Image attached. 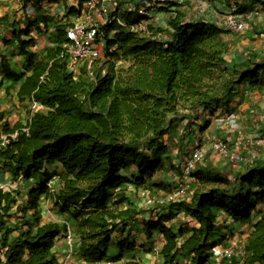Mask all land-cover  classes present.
I'll use <instances>...</instances> for the list:
<instances>
[{
	"label": "trees",
	"instance_id": "1",
	"mask_svg": "<svg viewBox=\"0 0 264 264\" xmlns=\"http://www.w3.org/2000/svg\"><path fill=\"white\" fill-rule=\"evenodd\" d=\"M113 1L111 16L123 23L148 20L138 14L147 0ZM225 1L240 15L254 7L264 10V0ZM82 2L70 13L80 14ZM128 3L134 10H123ZM157 5L151 9L166 15V27L148 25L136 34L111 25L103 31L105 60L84 62L76 73L69 70L66 57H59L68 24L55 27L54 48L38 62L29 50L33 46L29 30L37 22L15 34L25 73L16 74L7 63L1 64L2 73L9 81L23 80L19 102L34 101L42 110L32 115L27 111L23 125L0 128V136L19 132L17 140L0 151V170L15 180L42 178L27 191L24 219L12 226L10 210L20 193L0 190V264H61L53 250L66 224L42 223L44 201L73 220V258L85 264L103 262L115 234L124 233L143 213L133 207L128 188L133 193L165 190V185L151 180L170 159L164 138L184 123V113L194 119L201 111L227 108L239 86L264 100V62L257 55L229 60L228 47L220 40L226 32L214 22H186L189 7L166 1ZM118 60L127 63L119 71ZM209 123L206 120L200 131ZM55 165L62 168L60 175L46 170ZM193 177L198 184L189 200L170 203L159 216L143 222L147 240L154 234L163 238L162 264H175L179 256H189V264H211V249L226 239L217 223L219 213L238 223H250L253 214L257 216L242 244L239 264H264V157L246 163L233 179L203 168ZM50 181L53 192L47 187ZM148 212L155 214L154 209ZM179 213L193 226L177 230L168 226ZM123 244L124 240L118 242ZM126 245L132 248L127 241ZM122 252L119 249L111 261H120Z\"/></svg>",
	"mask_w": 264,
	"mask_h": 264
},
{
	"label": "crops",
	"instance_id": "2",
	"mask_svg": "<svg viewBox=\"0 0 264 264\" xmlns=\"http://www.w3.org/2000/svg\"><path fill=\"white\" fill-rule=\"evenodd\" d=\"M202 1L203 3L199 4L198 7L196 4H191L189 6V10L187 14L190 15V13L195 11L196 8H199L203 10L202 20L212 21L214 19L212 17V14H210L212 7L214 9L215 7L216 9L218 7L222 9V12L220 13L223 14L228 13V9L225 6L226 4L225 0H215L217 3L214 1V6H212L210 0H202ZM79 3L80 0H0V128L5 124H8L10 128L17 123H20L22 125L25 124L28 118V115L26 114L27 111H29V106H30L28 102H19L17 98V93L19 91L20 85L23 82V80H21L20 82L9 81L4 78V75L1 70V64L7 63L10 65V67L13 69V71L16 74L21 75L25 73V60L22 56L18 55L17 41L15 34L31 26L30 23L32 21L37 22V25L30 27L29 30V38L33 40V46L29 47V50L35 54V60L38 62L45 56V54L49 50L54 48L53 41L56 37L55 27L64 24L71 25L80 22L82 20L83 6L80 11V14L70 13L71 9H79ZM257 16L258 15H256V17ZM261 19L264 21V18ZM248 23L250 24V22ZM244 50L245 48H243L242 50L243 53ZM249 50L247 55L246 53L241 54L238 57V59L235 60H240V59L245 60L247 58H250L253 55V52L257 53L255 52V49L249 48ZM239 92L240 91L238 90L235 93L237 94ZM244 92L247 93L248 91L244 89ZM218 110L214 115H224L223 112L226 111H227L226 113L232 112L230 110L229 111L222 110L220 113V111ZM212 141L222 142L220 137L214 138ZM223 143L225 142L223 141ZM209 148L211 149V143ZM243 150L245 151V149ZM244 151H242L241 153H244ZM182 155L183 157L175 158L176 162L175 161H174L175 163L173 162L174 165L179 164L178 161L183 162V160L188 156V154H186V152L184 151L182 152ZM245 155H249V152L248 151L247 153L245 152ZM244 161L239 165H229L226 163L225 164L226 168H224L222 172L223 173H225L224 171L228 172L231 167L235 169L236 166H238L236 172H239L244 168L245 165ZM200 167L198 169H200ZM46 170H48L49 172L56 171L57 174L59 175L62 173V168L58 165H55L53 167L47 166ZM178 175H179V171L177 170L176 175H173L172 178L165 177V179L168 181L167 191L170 190L171 185L173 184L172 182L175 178L174 176H178ZM227 177L231 179V177L229 176ZM192 178L193 179L191 180L190 183L191 184L190 195L186 198V200L190 199L192 192L194 191V189L198 184L196 178L195 177ZM0 184L9 186L10 189H7V191H18L19 193H21L19 195L21 199H18V201H25L26 204L25 198H27V191L23 190L22 187L23 180L21 178L15 180L11 177L9 173L0 170ZM157 191H159L160 193L166 192L163 190H157ZM131 195H133V197H131ZM127 196L129 197L131 203L133 204V207L136 210H141L143 213L137 216L132 222L129 223L124 233L121 232L116 233L113 239L115 241V244H118L119 241L124 240L123 246L126 245V241H127V243L132 244V248L127 250L126 253L122 252V258L120 261L112 262L111 258L119 255V249H121L122 247L119 246L118 250H111L113 253L114 252L117 253H115L113 256L110 257L106 256V259L102 263L103 264L105 263L106 264H162L163 263L162 258L159 255L161 247L164 244L162 236L160 234H154L151 240H147L143 234V222L148 220L150 217L152 219L154 217H152L149 214L146 207L141 205V203L143 202L139 197V192L133 193L132 188L129 187ZM135 198L137 199L136 201ZM18 201L16 205L12 207L10 210V218L8 219V226H12L20 222L19 216L20 214H23V212L21 208H18V204H19ZM44 202L40 208L41 219L46 218L43 214ZM263 212H264V208H263ZM53 215H54L53 222L66 223L72 229L73 222H71V220L67 216H63L57 213L55 208H53ZM256 218L257 216L250 223L230 222L227 218H225L224 214L219 213L217 218V223L222 228V233L226 234V239L216 247H220V248L226 246L234 247L235 243L236 245L243 244L244 239L251 231V225ZM46 219L51 220L48 218ZM223 225L226 227H224ZM168 226H171L172 228L177 230L178 228L193 226V222L182 213H179L177 217L168 224ZM237 237L239 238V241L233 244V241H235ZM60 245L61 246L55 245L53 250L56 257H58L59 261L63 258L65 253L64 244L61 241H60ZM219 260L220 258H218L217 260H212L213 262H211V264H221L222 261L219 262ZM235 260L239 264V262L241 261V256L240 255L237 256V258H235L233 261ZM189 262H190L189 256H182V257L179 256L175 264H189ZM73 264H85V263L78 262L77 260L74 259Z\"/></svg>",
	"mask_w": 264,
	"mask_h": 264
},
{
	"label": "built area",
	"instance_id": "3",
	"mask_svg": "<svg viewBox=\"0 0 264 264\" xmlns=\"http://www.w3.org/2000/svg\"><path fill=\"white\" fill-rule=\"evenodd\" d=\"M169 2L182 8L189 7L191 4H202V0H147L144 7L138 10V14L147 17L148 20L138 22L136 24H126L123 23L118 18L111 16L114 11L115 3L113 0H83L82 2V20L80 22L71 24L66 29V39L67 42L62 45L60 58H67L69 64V70L76 73L78 65L87 62L91 63L94 61H99L104 56L105 40L103 38L104 29L110 27L113 24H117L120 28L127 30L130 33H141L146 30L150 22L160 21L163 26L166 25V15L162 12H158L157 9H151L158 2ZM160 5H157L159 7ZM151 9V11L149 10ZM123 10L132 11L134 10L133 4L128 3L124 6ZM257 10L260 7H254L253 10L247 11L246 13L240 15L235 13L234 5L232 4L231 11L228 13L220 15L211 13L214 18L212 21L218 27H220L224 32L230 34H241L247 30L248 22H251L253 18L257 15ZM256 14V15H255ZM205 15V14H204ZM203 10L196 8L195 11L187 15L185 19L186 22H195L202 20ZM209 18V17H208ZM216 19H218L216 21ZM207 21V20H206ZM42 110V107L31 101L29 106L30 115L36 111ZM216 113V111H215ZM214 113V114H215ZM212 114V123L216 127L229 126L232 130H237L239 128L236 116L233 112L226 113L224 115H214ZM19 131L27 133V128H21ZM18 131L2 134L0 136V151L2 148L6 147L10 142L16 141L18 136ZM251 147L255 149H260L262 143L258 140L253 142L250 141ZM211 150L219 158L227 161L229 165L241 164L244 160L237 155H235L227 144L223 142H212ZM255 154H252V159H255ZM204 160V153L198 146H193L189 149L188 156L175 165V168L179 171V175L175 176L171 188L167 192L163 193H150L147 191H140L139 197L142 200V205L147 208L148 211L154 209L155 214L153 217L159 216L168 204L173 203L178 200H186L190 195L191 190V180L193 179V173H195L198 168L202 165ZM53 178L52 181H54ZM52 181L47 184L50 192H53ZM10 189L9 186L0 184V190L6 192ZM43 214L48 219H53V205L49 201L44 202ZM155 218V217H154ZM66 224V223H65ZM60 241L64 244L65 253L62 258L61 264H71L74 261V245L75 240L73 237L72 229L66 224V232L63 234L61 239L56 243V246H61ZM243 253V245L237 244L234 247H214L211 249L212 260H217L218 258L222 261L231 264L237 256H241ZM95 264H103L102 262H97Z\"/></svg>",
	"mask_w": 264,
	"mask_h": 264
},
{
	"label": "rangeland",
	"instance_id": "4",
	"mask_svg": "<svg viewBox=\"0 0 264 264\" xmlns=\"http://www.w3.org/2000/svg\"><path fill=\"white\" fill-rule=\"evenodd\" d=\"M214 1L215 0H210V3H212V6H214ZM225 3H226L225 6L227 9L232 7V3L230 4L229 1H226ZM185 10H188V9L185 8ZM211 10L214 15L215 13L219 15L218 17H220V15L223 14V13H220L222 12V9H220L219 7L217 9L216 7L215 9L212 7ZM256 14L258 16L257 17L255 16L253 20L250 22V24L248 23L246 32H243L241 34H230L226 32L220 37V40L222 41V43L226 44L228 47V54L226 56L229 60L233 61L235 59H238V57L244 53H246L247 55L248 52L250 51L249 48H252V49H255V52H257V53L253 52V55L254 54L257 55V60L260 63L264 62V26H263L264 21L261 19V18H264L263 8H260L259 11L257 10ZM217 20L218 19H216V21ZM159 22L160 21H154V22H150V24L154 27H160L164 25L162 22L161 23ZM243 48H245L246 50V51L244 50V53L242 51ZM104 58L105 56H103V58L100 61H104L105 60ZM126 66H127V63L124 60H118L116 62L117 71L121 70V68H125ZM238 90L240 92L237 94L234 93L233 95L234 99L232 102L229 103L228 107L225 108L224 106H221L218 108L219 109L218 111H220V113L222 110H226V109L232 111L236 116L239 128L237 130H232L229 128V126L216 127L212 123V120H211L212 114H214L215 111H217L215 109L214 110L208 109L206 112L204 111L199 112L198 114H196L197 118H194V119H192L193 115L190 116L188 113H184L186 114L185 116L187 117L184 123L177 125L176 128L170 131V133L167 134L164 138L165 144L167 145L168 150H169L168 157L170 159H168V162L164 163V165L166 166L164 170L157 171L155 173V175L153 176L151 180L153 184H156V186L161 185V184L165 185L164 186L165 190L163 191L167 192L166 186H168V183H167L168 181L165 179V177L172 178L173 175H176L177 170L174 165V163L176 162L175 158L183 157L182 155L183 151L186 152V154H189V149H191L194 145L201 148L204 152V160H203V163L200 169L203 168L204 170H211V171L218 170L221 172L224 168H226L225 164L227 163V161L216 156L212 152V150L209 148L210 143L212 144V142H215V141H212L214 138L220 137L221 141L222 142L224 141L235 155L245 160L244 164L249 163L252 160H256L258 158L264 157V143H262L260 149L258 150L255 149L254 147H251V143H250L251 140L253 142H255L256 140L260 142L264 141V100L262 101V97L257 93L244 92L243 86H239ZM226 112H223V114H225ZM206 120H209L210 122L209 126L206 129L200 131V129L204 127V123ZM243 149H245V151ZM242 151H244V153H241ZM247 151L249 152V155H245V152L247 153ZM252 154H255V157H256L255 159H252ZM169 164L174 165L175 169L169 170L168 169ZM166 168L168 170H166ZM131 169L134 170L133 168ZM237 169H238V166H236L235 169L231 167L228 172L224 171L225 172L224 174L226 176H230L231 179H233V175L234 173H237L236 172ZM41 178L35 177L34 179H31L29 181L24 180L23 186H22L23 190L28 191V189L34 187L37 183H39ZM153 190L156 192L155 194L159 192L157 191L159 189L156 187ZM131 197H133V195H131ZM19 199L21 198L19 197ZM25 199L27 200V198ZM136 200L137 199L135 198V201ZM18 202H19L18 208L24 209L25 201H18ZM29 213L31 214L32 212L30 211ZM19 217H20V220H23L24 213L23 215L20 214ZM254 217H255V214H253L252 221ZM47 221L49 220H47L46 218L42 219L43 223ZM50 221L53 222V219H51ZM71 222H73V220ZM238 241H239V238L237 237L236 240L233 241V244ZM234 246H237L236 243ZM118 247L119 245L115 244V241L113 239L109 245V248L107 251V257L113 256L115 253H117V252L113 253L111 250H118ZM121 249L123 250V253H126L127 250H129L127 245L122 246ZM61 261L62 259L60 260V263ZM221 261L222 259L219 260V262ZM221 264H228V263L225 261H222ZM231 264H238V263L235 260Z\"/></svg>",
	"mask_w": 264,
	"mask_h": 264
}]
</instances>
